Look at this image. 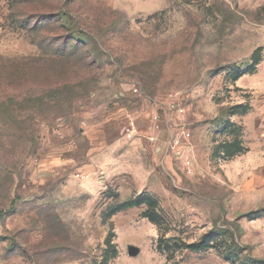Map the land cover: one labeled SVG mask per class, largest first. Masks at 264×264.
Wrapping results in <instances>:
<instances>
[{
  "label": "rangeland",
  "instance_id": "374dc122",
  "mask_svg": "<svg viewBox=\"0 0 264 264\" xmlns=\"http://www.w3.org/2000/svg\"><path fill=\"white\" fill-rule=\"evenodd\" d=\"M257 210L264 0H0V264H264Z\"/></svg>",
  "mask_w": 264,
  "mask_h": 264
},
{
  "label": "built area",
  "instance_id": "2783aa9c",
  "mask_svg": "<svg viewBox=\"0 0 264 264\" xmlns=\"http://www.w3.org/2000/svg\"><path fill=\"white\" fill-rule=\"evenodd\" d=\"M184 99H185V93L184 92H174L168 95V98L165 100V102L159 107L154 108L151 117H152V125L150 132V138L154 141L158 140L159 132H162L164 130H168L171 135L170 137L173 138L175 129H174V116L175 114H179L181 116V122L179 124V127L184 128V134L185 137H191V130L185 129L187 126L186 123V114L187 110L184 107ZM190 164V161L187 162Z\"/></svg>",
  "mask_w": 264,
  "mask_h": 264
},
{
  "label": "trees",
  "instance_id": "16d2710c",
  "mask_svg": "<svg viewBox=\"0 0 264 264\" xmlns=\"http://www.w3.org/2000/svg\"><path fill=\"white\" fill-rule=\"evenodd\" d=\"M242 75L241 74H238L237 76V79H239ZM145 201L144 199H142L141 197L139 198H131V199H127L123 202H121V204L119 206H117L116 208H114L112 210V215H115L116 213L124 210V209H128V208H131V207H135V206H140L142 204H144ZM264 210H257V211H253L251 213L248 214V217L249 218H255L257 217L258 215H260L261 213H263ZM3 215V212L0 211V220H1V217ZM148 217H150V215H147ZM213 232L211 233H208V234H205L200 241L198 242H193V243H190L188 244V248H191V249H195V250H203V249H208L210 247H212V235ZM114 232L113 230L110 231V234L107 238V241H108V248L109 247H114L113 246V237H114ZM109 262V259L107 258L105 261H104V264H107Z\"/></svg>",
  "mask_w": 264,
  "mask_h": 264
},
{
  "label": "crops",
  "instance_id": "0c3cea01",
  "mask_svg": "<svg viewBox=\"0 0 264 264\" xmlns=\"http://www.w3.org/2000/svg\"><path fill=\"white\" fill-rule=\"evenodd\" d=\"M163 133H165V132L162 131V132H159V134L157 133V135H158V140L157 141H164L165 140L166 136Z\"/></svg>",
  "mask_w": 264,
  "mask_h": 264
}]
</instances>
